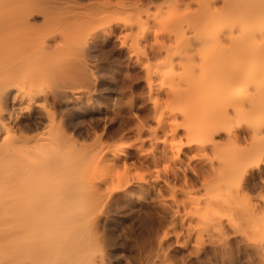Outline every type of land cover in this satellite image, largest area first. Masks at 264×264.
Listing matches in <instances>:
<instances>
[{
    "label": "rangeland",
    "instance_id": "rangeland-1",
    "mask_svg": "<svg viewBox=\"0 0 264 264\" xmlns=\"http://www.w3.org/2000/svg\"><path fill=\"white\" fill-rule=\"evenodd\" d=\"M53 1V8L56 7V12H60L64 8L68 11H75L76 14L79 13L76 15L73 12L76 17L78 16L75 19L76 21L69 20L67 25V21L64 23V20L60 17H55L52 22L44 23L42 17H38L36 28H41L38 30L42 33L47 31L56 33L66 31L69 35L81 36L82 43L85 42L82 45L83 51L81 50V54L79 50L70 48L68 55L70 69L64 73L66 78L62 77L59 81L67 83L68 85H66L72 89V93H67L69 97L67 100L70 101H64L57 106V112H59L60 116L62 114L67 120L69 136L73 141L79 140L83 144L79 150L81 157L79 156L80 154H77L79 157L76 156L74 160L77 159V161L73 162L74 155H70L68 165L70 166L74 163L75 166L72 165L71 169V166L68 167L67 165L70 170L65 169L68 174H62L64 175V182L61 173L56 172L53 174L56 177L53 176V178H58V180L51 179L54 183L50 181L49 185H39V188L38 186H33V184L24 186L23 183H16L18 187L13 188L12 186H17L14 183L9 185L8 188L12 187L9 190L1 184L2 188H7V190L3 193V189L0 186V264H264V182L244 189L245 193L241 192L240 195L234 192L235 186L233 188L230 187L227 192L232 199L228 198L226 190L221 188L218 189L222 191L217 189L218 193L215 191V193L212 192L211 194V190L209 193L208 187H210L209 189L211 187L215 189V186L218 187L219 184L216 181L206 183L211 184L209 186L205 185L202 180L186 182L180 161L189 159L186 154L191 153L189 152L190 148H192V152L194 150L193 153L196 154L198 152L195 151L196 138L200 136L199 129L202 128L204 119L206 121L209 113H205L203 108L197 107V109L194 103L190 104L192 101L189 99L192 98L190 96H193V93H188L190 96L186 94V97L175 96L172 99V97H167L166 92L162 88L159 89L160 91L156 90L159 86L160 74L166 73L175 67V58L177 56L189 54L190 56H187L191 57V55L196 53L197 49L193 51L194 53L186 50L193 45L195 33H203L212 29L215 32V35L212 36L214 39L210 38L209 40L205 39L206 41L204 40V42L200 41L202 43L199 42L200 46H212L219 41L220 44L224 42L226 46L227 42L225 43L222 31L206 25L209 18L206 19V22L204 21L205 23L203 21H193L189 25L185 22V24H169L167 20L170 17H176V14L178 16L187 15L189 10H172L166 0H152L151 2L145 0L144 3L137 5L138 7L136 4L134 6L133 1L135 0ZM190 10L193 11L194 8ZM167 16L168 19L165 18ZM212 16L214 17L215 14H212L210 18ZM162 19H164L163 21L166 20L165 23ZM61 22L63 23L61 24ZM205 33L210 34V31ZM220 44L218 43V45ZM193 46L198 48L199 44L198 46ZM211 46L208 48H211ZM215 50L217 51L218 49ZM134 52L137 53L134 54ZM196 56H193L197 59H195V63L197 65L202 63L198 66L201 68L193 71V74H200L201 70L205 68V71L208 63L213 61L203 62L204 56H202L203 58L199 57L198 54ZM80 58L83 61L86 60L85 62L79 60L86 71L85 74H81V72L84 73L85 71L78 65V59ZM206 58L209 60L210 57ZM247 58H244L246 60L244 67H261L260 70L258 69L260 74L256 76L257 78L254 77L245 80L243 84L241 83L240 90L236 93L244 94L247 97L249 94L250 97L255 91V94H257L261 90V94L258 93L256 96L258 99L261 97L262 100H259L262 103L258 101V104L255 103L251 107V104L248 106V103L238 104L237 102H232L235 103L234 105L231 102L229 103L230 98L228 95L224 99L221 98L224 96L221 92H209L206 90L202 92L211 101L215 102L217 100L216 107L223 108L224 105H227L226 108L231 117V122H229L231 127L237 128L236 126L240 124L239 126L244 127L246 134L249 124L264 120V97L261 96L264 94V86L261 85V83L264 84V56H261V59L258 57V60L257 57L252 58L253 62L248 61L249 59ZM198 59H202L201 62ZM142 63L143 65H141ZM171 64L174 66L172 67ZM71 69H74V71H71ZM178 69L183 71L181 70L183 68ZM75 70L77 71L75 72ZM216 70L217 74L219 72L220 74L222 73L221 68L217 69L216 67L215 72ZM87 71L89 72L87 73ZM202 73L204 72L202 71ZM70 74L72 75L70 76ZM73 75H76L80 81ZM71 77H74L77 82ZM70 78L74 81H71ZM153 78L157 81H154ZM82 83L84 85H81ZM74 89L76 92L73 91ZM77 89L79 90L78 93ZM155 91L159 92L161 97ZM198 91L194 95L199 96ZM201 91L202 89H200V93ZM205 91L208 94L204 93ZM155 94L158 96L156 98L164 99H161V101L156 99L160 106L164 105V109L165 106H167V109L173 106L172 108L175 109L174 118L171 115L172 120L171 118L168 119L170 122H173L174 119L175 125H179L176 137H172L169 132L164 131L158 124L156 117L160 109H155V99L153 100L155 96H152ZM189 101L190 103H187ZM218 103H220L221 107H219ZM180 106H183L181 108L184 109L177 108ZM156 107L159 106L157 105ZM172 108H170V111ZM178 109L180 112H178ZM177 114V120H175ZM241 115L244 116L241 117ZM246 120L248 121L246 122ZM171 124L173 126V123ZM189 138L191 142H194H192L190 147H186V141H189ZM216 140L221 143L219 148L221 151L219 150V153L215 155L209 151L211 159H215L219 154L222 158H227V156L229 158V156H232L231 154H233L232 157H234V154L239 155L244 154V152L246 154L250 149L251 151L254 150L252 147L256 144L259 145L258 147L255 146L257 148L255 150H259L260 145L261 148L264 147V133L256 137H249L247 134V139H241L236 142L227 141L226 134L222 133L216 136ZM225 142H227L226 145L224 144ZM174 144L175 146H172ZM179 147H181V150ZM246 149L249 150L246 151ZM178 150H180V153ZM201 155L197 156L201 157ZM203 157L205 156L203 155ZM221 157L219 158L221 159ZM193 161H195L193 164L203 163V160L199 161L197 159ZM178 166H180L181 170H177ZM175 171H179L181 174L178 178L174 175ZM261 171L264 172V165L261 167ZM254 173L258 174V170H254ZM58 174L60 175L57 176ZM60 183H63V185L60 186ZM213 183H215V186ZM50 184L55 186L52 188ZM120 184L123 187L116 189ZM45 186L47 187L46 189L44 188ZM66 188H69V191H66ZM44 189L46 195L50 194L46 190H49V192L54 190V195L51 192V195L44 196ZM29 191L31 192L30 194ZM207 193L209 194L207 195ZM31 194L35 195L33 201V195ZM29 195L31 196L29 197ZM40 195L42 196L41 198ZM63 196L68 197L63 198ZM238 196L239 198H237ZM37 197L41 199V202ZM236 198L239 200H236ZM44 200L53 205H48L49 203ZM68 200L70 203H68ZM64 201H67V204ZM62 204H65V206L62 207ZM8 205H10L9 207L12 206V208H9ZM45 205H48V208L53 206L52 209L55 208L57 210L56 212L54 209L55 212L53 213L55 215H52L51 208L48 209ZM42 207L47 210L43 211ZM58 207L59 209H57ZM10 209L11 213L13 212L12 214L9 211ZM31 210H33V213ZM48 210L51 214H49ZM59 210L61 214H67V212L70 214H64V217L65 222L70 220L71 223L62 225ZM72 210L75 211L72 213ZM56 214L57 218L54 220L53 217ZM78 214L81 215L79 216ZM12 215L15 217H12ZM68 216L70 217L68 218ZM5 217L6 220L4 219ZM47 217H50V219ZM51 217L52 222H50ZM15 218L18 219L14 223ZM25 219L26 222L27 220L29 221L28 224L32 221V228L29 226L30 224L25 226ZM62 220L64 221V219ZM79 220L81 222H79L78 226L82 229L77 227L78 230L76 231V227L74 229L73 227ZM88 220L89 222H87ZM19 222H22L21 226H19ZM72 222L73 226L71 228L73 230L69 228ZM16 223H19L17 226L21 230H23L21 227L24 224L29 233H25L24 229L23 233L22 231L19 232L20 235L16 230L13 237V232L18 228L13 227L14 225L16 226ZM4 224L5 228H9L5 230ZM11 224L12 228L10 227ZM57 226L63 230L60 228V231ZM10 229L12 230L9 231ZM5 233H10L7 236L8 239L7 237L5 238ZM6 243L9 245H6Z\"/></svg>",
    "mask_w": 264,
    "mask_h": 264
},
{
    "label": "bare ground",
    "instance_id": "bare-ground-1",
    "mask_svg": "<svg viewBox=\"0 0 264 264\" xmlns=\"http://www.w3.org/2000/svg\"><path fill=\"white\" fill-rule=\"evenodd\" d=\"M120 1H122V0H120ZM120 1H119V3H120ZM146 1L151 2L152 0H146ZM53 2H54L53 0H0V186H1V188H2V185H4V187L8 188L9 185L14 184V183H15L14 185H17L19 183H23L24 186L26 184H33V186H38V188H39V185L40 186L44 185V184L49 185L48 183H50V181H52V183H54L53 180H51V179H55V180L57 179L58 180V178H53V176L56 177L53 174H55L56 172L57 173L59 172V173H61V175L64 173H66V175H67L68 173L65 169H67V170L69 169V168H67V165H68L69 157H71L70 155H74V157H73V160H74V158H76V156H78L80 154L79 150H80V148H82L81 145H83L81 142H79V140L73 141L72 138L69 136V129L67 126V120L62 116V114L60 116L59 112H57V106L62 104L64 101H67V102L70 101V100H67V98H69L67 93L71 92L72 89L69 86H67L68 85L67 83H66L67 84L66 85L65 82L59 81L62 77L66 78L65 77L66 75L64 76V73H66L68 71V69H70L69 68L70 67V65H69L70 59H68L69 58L68 57L69 51L71 50L70 48H74V49L79 50V52L81 54V50L83 48L82 45L85 42L82 43L81 36H77V35L75 36V34L69 35V33L66 31H62L60 33L47 31V32L42 33L39 31L41 28H38L39 30L36 28L37 27L36 23H37L38 17H42V20L44 23L52 22V20L55 17H60L62 20H64V23L67 21L66 24L68 25L69 20L74 21L78 17V16L76 17V15H78L79 13L76 14L75 11H72V10L68 11L64 8L63 9L59 8L62 11L60 10V12H56L55 11V8H56L55 5H54L55 8H53ZM133 2H134V6H135V4H136V6L137 5L139 6L141 3H144L145 0H135ZM133 2H132V4H133ZM166 2L169 3V7L172 10L174 9V10L180 11V10L184 9L187 11V9H188L190 12V13L188 12L187 15L185 14L182 16H178L176 14L175 15L176 17H174V16L172 18L170 17L169 20H167V21H169V24L170 23H174V24L175 23H182L183 24L185 22L189 25V23L191 22V24H192L193 21H203V23H205L207 21L206 19L209 18L206 25L210 26V28H214L215 30L220 29V31H222V33H223L222 35H223V38L225 40V43L227 42L226 46L224 45V42H223V44H220V41H219L218 43L220 45H218V43L216 42L214 45H212V46L210 45L211 48H208L210 46H206V47L203 46L202 47V46H200L202 44L201 42L202 41L204 42L205 39L209 40L210 38H213L212 36L215 35V32L210 28H209L210 34L205 33V32H209V31H205L203 33L197 32V33H195V36L193 39L194 40L193 45L198 46V44H199L198 48L194 47L192 45L193 47L189 46L186 50H190L191 52H193V51H196V49H197L196 53L199 55V57L204 56V58H205L203 62L211 61V60L213 61L211 63H208V67H206L205 71H204L205 68L203 69L204 66L202 67L203 70H201V73H202V71L204 73L193 74V71H196L198 68L199 69L201 68L198 66L202 63L201 62L202 59L201 60L198 59V61L201 62L199 65H197L195 63V59H196L195 57H197L196 56L197 54L193 52L194 54L191 55V57H189L190 56L189 54H187L189 56H187V55L186 56L185 55L177 56L175 58V61H176L175 67H173L174 65H172L173 64L172 63L171 65L173 68L170 69V71H168L166 73L163 72L162 74H160V80L158 81L159 86L157 87L156 90H159L160 88H162V90H164L166 92L167 97H170V98L172 97V99H173V97L175 98V96L176 97L177 96L186 97V94L188 96L189 94L193 93L192 94L193 96L189 95L190 98L192 97L191 99L187 98V99L191 100L192 103H190V101L187 103H190V104L194 103L196 108L197 107H200V109L203 108L204 109L203 111L205 113L206 112H207V114L209 113L207 118H206V121L204 119V124H203V126H201L202 128L199 129V133H200L199 135L200 136L198 138H196L197 141L195 140L197 142V143L195 142L196 143L195 144L196 145L195 151H198L199 154H197L198 152L196 154L193 153L194 150L192 152V150H191L192 148H190L189 152H191L193 154L192 155H190L191 153L186 154L189 159L187 161L180 159V160H182V161H180V163H182V173H183L184 180H186V182H190L193 180L194 181L195 180H197V181L202 180L205 182V185H208V186L211 184H206V183L216 181L219 185L217 187V186H215V183H213L215 186V189L213 187H211V189H209L210 187L207 186L209 193L211 190V194H212V192L215 193V191H217L218 188H221L222 190H226V192H227V189H229L230 187L233 188L235 186L234 192H237L236 194L240 195L241 192H244V189H248L251 186H254V185L256 186L257 184L264 182V172L261 171V167L264 165V147L261 148V145H260V147H259L260 149L255 150V149H257V148H255V146L258 147V145H259V144H256V145H254V147H252V149L254 148V150L251 151V149L250 150L246 149V151L249 150L246 154H245V152H244V154L242 153L239 155L234 154V157H232L233 154H231L232 156H229V158H228V156H227V158H222L221 155L219 154L220 156L219 155L218 156L221 157V159L217 156L218 157L217 160H215L217 157L215 159L214 158L211 159L212 157L211 158L209 157V151H211L214 155L219 153V150H220L219 148L221 147V143H219V141H217L218 139L216 140V136L221 135L222 133L226 134L227 141L232 140L235 142L240 141L241 139H243V140L247 139V134L249 135V137H256V136L260 135L261 133H264V120L260 121L261 124H259L260 122H257V121H256L257 123L254 122V124H249L247 127L248 132L246 134L245 129H243L244 127L242 128L241 126H239L240 124L238 125L239 127L236 126L237 128L231 127V125L229 123V122H231V117H230L229 112L227 111V108H226L227 105L226 106L224 105V107L222 106L223 108H218V106L216 107V105H217L216 101L217 100H215L216 103L211 101L210 99L206 98V95H203L202 92H203V90H206L209 92H211V91L218 92V93L221 92V94H224V96H222L221 98L224 99L225 96H227V95L229 96V98H230L229 103L230 102L231 103L237 102L238 104L239 103L240 104L241 103L242 104L248 103V106L251 104L250 105L251 107H253V105L255 103L258 104V101H259V103L260 102L262 103V101L259 100V99H261L260 95H259V97H260L259 99L256 96L258 93L261 94V90H259V89H257V90H259L257 94H255L256 93V91H255L254 94L252 93L250 97H249V94L247 97L244 94L242 95L241 93H236V92L238 90H240L239 87L241 86V83L243 84L245 80L252 79V78H254L260 74L258 69L260 70L261 67L260 68H246L247 66L244 67L246 64V60L244 58L248 57L247 58V59H249L248 61L253 62L252 58L257 57V60H258V57L260 58L261 56H264L263 55L264 54V0H166ZM150 4H152V3H150ZM117 5H119V4H117ZM127 6H129V5H127ZM166 6H167V8H169L168 5H166ZM117 8H119V7H117ZM193 8H194V10H193ZM190 9H192L193 11H191ZM212 14H215V16L214 17L212 16L210 18V16ZM165 18L168 19V16ZM163 20L164 19H162V21ZM165 21H163V22L165 23ZM62 23L63 22H61V24ZM209 23H210V25H209ZM38 25H39V23H38ZM55 25H56V23H55ZM194 25H195V23H194ZM63 26H65V25H63ZM184 26H182V27H184ZM197 26H199V25H197ZM202 26H203V24H202ZM138 27L140 28L139 25H138ZM195 27H196V25H195ZM49 28H51V27H49ZM192 28H194V26H192ZM206 28H207V26H206ZM56 30H58V29H56ZM50 31H53V30H50ZM143 36H142V38H143ZM223 38H222V40H223ZM140 39H141V37H140ZM87 43H88V41H87ZM139 44H141V43H139ZM84 45H86V44H84ZM220 47L222 48V50L224 48V50L222 51ZM215 49H218L219 52H218V50L216 51ZM77 50H75V51H77ZM190 51H189V53H191ZM135 53H137V52H134V54ZM193 56H195V57H193ZM225 56H228L229 58L228 57L225 58ZM206 57H210L209 60ZM232 57H234V58H232ZM77 58H76V60H77ZM81 58L78 59V61L79 60L83 61V60H81ZM232 59H234V60H232ZM78 61H76V62H78ZM80 61L78 62V65L81 66L82 63ZM85 61H83V62H85ZM248 61H247V63H248ZM206 64H207V62H206ZM209 64H210V66H209ZM141 65H143V63ZM75 66H77V65H75ZM80 66H78V67H80ZM257 66L259 67V65H257ZM261 66H262V64H261ZM216 67H217V69H220V68L222 69L221 74H220V72H219V74H217V70L215 72ZM82 68L84 69V67H82ZM178 68H180V69L183 68V69H181L183 71H180ZM78 69H80V68H78ZM72 70L74 71V69H71V71ZM76 71L77 70H75V72ZM83 71H85V69ZM88 72L89 71H87V73ZM85 73H86V71L84 73L81 72V74H85ZM197 73H198V71H197ZM71 75L72 74H70V76ZM67 76H69V75H67ZM73 76H75V78L78 79V77H76V75H73ZM79 77H80V75H79ZM81 77H85V76H81ZM71 78L75 79L74 77H71ZM71 78H70V80H71ZM68 79H69V77H68ZM78 80L80 81V79H78ZM153 80H154V78H153ZM63 81H65V80H63ZM71 81H74V80H71ZM261 81H262V79H261ZM75 82H77L76 79H75ZM70 85H72V84H70ZM81 85H84V84L82 83ZM149 85L151 87L150 82H149ZM261 85L264 86V84H262V83H261ZM79 87H80V85H79ZM83 87H81V88H83ZM81 88H80V90H81ZM258 88H259V86H258ZM75 89L73 91H75ZM200 89H202L201 93H200ZM254 90H256V89H254ZM81 91H83V90H81ZM84 91H85V89H84ZM151 91H152V88H151ZM197 91L200 94L199 96L194 95V93L196 94ZM206 91L204 93L208 94ZM78 92H79V90L77 91V93ZM157 93H159V92H156V94ZM156 94L152 95V96L153 97L155 96L153 98V100L155 99L154 101H155L156 106L158 105L160 107L159 108V107L155 106V109L158 108V110L159 109L161 110V112H160V110L158 111L159 113L157 112V117L155 116L158 120V124L164 131L166 130V132H169L172 135V137L173 136L176 137V135H178L179 125L178 124L175 125L174 119H173V122L169 121V119L171 118V115H172V118H174L173 114H175V111H174L175 109L172 108L173 106H171V107L169 106L170 108H172L170 111V108L167 109V106H165V109L168 112H166V111L164 112V110H165L163 108L164 105L160 106L159 102H158V101H161V99L162 100H164V99L163 98H159V99L156 98L158 96L161 97L160 93L157 94L158 96ZM201 94L203 95V98H202ZM261 96L264 97V94ZM156 99H158V101ZM249 102H251V103H249ZM160 103L163 104L164 102H160ZM219 104L220 103H218V105ZM232 104L235 105V103H232ZM181 107H183V106H180L177 108H180L181 110L184 109ZM219 107H221V105H219ZM243 107H244V105H243ZM192 108H194V107L192 106ZM208 111H210V112H208ZM245 111H247V110L245 109ZM178 112H180V110ZM187 112H188V110H187ZM248 112H250V111H248ZM251 113H249V115H251ZM177 116H178V114L175 116V120H177L176 119ZM242 116H244V115H241V117ZM165 118H166V120H165ZM172 118H171V120H172ZM247 121L248 120H246V122ZM171 123H173V126ZM250 123H252V122H250ZM186 142H187L186 147H190V145H192V142H194V141L191 142V139H190L189 141H186ZM180 143L184 144L183 142H180ZM226 143L227 142H225L224 144L226 145ZM172 146H175V144ZM181 147H179L180 150H181ZM180 150H178L179 153H180ZM223 153H221V154H223ZM197 155H201V157L200 156L198 157ZM203 155L205 157H203ZM79 156L81 157V154ZM225 157H226V155H225ZM177 158H178V156H177ZM177 158H176V160H177ZM197 159L199 161L203 160V163H205V164H203L201 162L197 163V164H193V162H195L193 160H197ZM75 161H77V159L74 160L73 162H75ZM72 165L75 166V164L72 163L70 165L71 169L73 167ZM70 166L68 165V167H70ZM178 167L180 168V166H178ZM179 168H177V170H181V168L180 169ZM254 170H258V174H255ZM59 175L60 174H58L57 176H59ZM174 175L178 178V176H180L181 174L179 173V171H175ZM51 176H52V178H51ZM63 177H64V175H62V178ZM60 178H61V176H60ZM63 182H64V178H63ZM55 184H57V183L55 182ZM6 185H8V186H6ZM62 185H63V183L60 186H62ZM27 186H29V185H27ZM53 186H55V185L53 184ZM53 186H52V188H53ZM12 187L16 188V187H18V185L15 187L14 186H12ZM12 187L8 188V189L10 190V189H12ZM121 187H123V185L120 184L116 187V189H120ZM7 188L3 189V193H4V191L6 192ZM31 188H30V190H31ZM40 188H41V190H43L42 187H40ZM44 188L46 189L47 187L45 186ZM45 189L43 192L44 194H45ZM67 190L69 191V188L68 189L66 188V191ZM220 190L218 189V191H220ZM26 191H28V190H26ZM34 191H36V190H34ZM218 191H217V193H218ZM32 192H33V190H32ZM46 192L50 193L48 195H51V192L53 194L54 190H51L50 192H49V190L48 191L46 190ZM30 193L31 192L29 191V194ZM36 193H38V192L36 191ZM209 193H207V195ZM26 194H28V192H26ZM33 194H31V195H33ZM222 194H223V192H222ZM31 195H29V197ZM41 195H40V198L42 197ZM48 195L45 194L44 196H48ZM216 195H218V194H216ZM225 195L226 194L224 192V196ZM232 195H233V193H232ZM2 196H3V194H2ZM34 196L35 195H33V197H32V201H33ZM227 196H228V192H227ZM230 196H228V198H231ZM16 197H17V195H16ZM67 197L63 196V198H67ZM210 197H213V196H210ZM37 198H39V197H37ZM37 198H35V199H37ZM44 198L47 200L46 197H44ZM215 198L217 199V197H215ZM237 198H239V196ZM237 198H236V200H239ZM240 198L243 199L242 197H240ZM11 199H13V198H11ZM210 199L214 200L212 198H210ZM220 199H221V197H220ZM218 200H219V197H218ZM24 201H26V200L24 199ZM37 201H38V199H37ZM229 201H230V199H229ZM40 202H41V199H40ZM46 203H49V202H46ZM68 203H70L69 200H68ZM218 203H219V201H218ZM48 205L51 206L53 204L49 203ZM48 205L47 206L45 205V207L48 208ZM57 205H60V204H57ZM9 206L10 205H8V207ZM54 206H56V205H54ZM64 206H65V204L62 207H64ZM67 206H69V205H67ZM52 207H49V208H51L50 210H52L51 211L52 215L53 214L55 215V213H53V212H55L56 209L54 208L55 209L54 210V209H52ZM9 208H12V206ZM37 209H38V207H37ZM57 209H59V207ZM3 210H5V209H3ZM27 210H29V209H27ZM44 210H47V209L43 208V211ZM61 210H62V208H61ZM9 211L11 213V209ZM31 211L33 213V210H31ZM48 211H47V214H48ZM73 211H75V210H72V213H73ZM5 212H6V210H5ZM39 212H41V211H39ZM56 212H57V210H56ZM59 212H60V210H59ZM10 213H8V214H10ZM62 213H63V210H62ZM2 214H3V212H2ZM38 214H40V213H38ZM49 214H51L50 211H49ZM60 214H61V212H60ZM64 214H66V213H64ZM64 214H61L60 222H62V225L63 224L68 225L70 220L68 222H65L66 220H65ZM13 215H16V214H13ZM13 215H12V217H15ZM23 215H25V214H23ZM58 215H59V213H58ZM66 215H70V214L67 212ZM6 217L4 218L5 220H6ZM27 217H28V215H27ZM69 217L70 216H68V218ZM87 217H86V219H87ZM8 218H10V216H8ZM47 218L50 219V217H47ZM53 218H54V220H56L57 214ZM61 218L64 219V221ZM12 219H14V218H12ZM16 219H18V218H15V220L14 221L12 220V221L15 223ZM32 219H33V217H32ZM76 219H77V217H76ZM78 219L81 220V218H79V217H78ZM80 220L78 222H76L77 225L75 224V226L73 227V229L76 227V231L78 230L77 227L79 228L78 224H79V222H81ZM17 221H19V220H17ZM52 221L53 220L51 217L50 222H52ZM25 222H26V219H25ZM28 222L29 221L27 220L25 226H27ZM87 222H89V220ZM21 223L19 226H21ZM18 224L16 223V226L15 225L13 226L15 228L18 227L13 232V237H14V233H16V230H17V233H19L20 231H22V233L24 231H25V233H29L28 232L29 230L27 231V229H26L27 227H25L24 224H23L24 227L23 226L21 227L23 230L25 229L24 231L21 230L19 226H17ZM29 224L28 225L31 227L32 221ZM36 225H39V224H36ZM45 225H46V223H45ZM51 226H53V225H51ZM58 226H59V224H58ZM72 226H73V222H72V225H70V227L69 226H66V227L71 228ZM220 226H222V225H220ZM10 227L12 228V224ZM8 228L9 227L5 228V224H4V229L6 230ZM60 228L58 227L59 230H60ZM79 229H82V228H79ZM11 230L12 229H10L9 231H11ZM61 230H63V229L61 228ZM7 232H8V230H7ZM31 232H32V230H31ZM5 234H4L5 238L10 235V233H8L9 235L7 233H5ZM4 235H3V237H4ZM11 235H12V233H11ZM15 235H18V234H15ZM27 235H29V234H27ZM7 239H8V237H7ZM3 240H5V239H3ZM61 242H63V241H61ZM7 244L8 243H6V245Z\"/></svg>",
    "mask_w": 264,
    "mask_h": 264
}]
</instances>
